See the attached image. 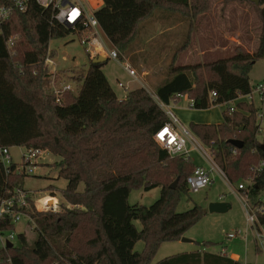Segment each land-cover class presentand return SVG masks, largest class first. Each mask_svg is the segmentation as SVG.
I'll return each mask as SVG.
<instances>
[{"label": "trees", "instance_id": "1", "mask_svg": "<svg viewBox=\"0 0 264 264\" xmlns=\"http://www.w3.org/2000/svg\"><path fill=\"white\" fill-rule=\"evenodd\" d=\"M210 1L93 0L92 5L111 44L126 52L145 30L139 31L140 22L156 9L170 12L165 16L174 13L190 20L207 10ZM255 6L261 27L254 51L238 46L227 58L175 67L155 88V95L169 104L180 99L176 98L179 93L192 100L191 107L205 109L229 104L251 92L249 72L256 60L264 58V0ZM70 31L51 23L49 11L32 1L25 11L14 12L0 24V148H39L59 157L52 166L57 178L66 181L61 196L76 207L45 213L36 211L29 200L25 211L37 224L36 237L29 245L20 233L19 246L0 247V264H150L162 242L179 240L206 213L197 204L176 211L180 193L188 192L186 178L196 165L190 157L168 156L154 140L167 117L144 87L129 90L122 99L116 96L102 70L108 59L97 64L89 60L76 93L64 89L56 100L44 83L49 75L45 58L47 54L54 57L48 49L50 40ZM9 36L14 41L11 48L5 42ZM200 70L205 71L204 76L198 74ZM236 108L248 115L225 109L221 124L190 122L188 126L213 152L229 182H239L252 169L253 183L247 194L255 206H261L257 216L264 224V199L258 197L264 190V152L260 148L264 134L259 141L253 104L238 102ZM233 138L242 141L241 148L228 142ZM24 177L15 173V164L6 171L0 162V197L22 187ZM176 178L177 185L171 188ZM138 187H159L160 196L149 206L129 204V192ZM47 189L54 196L53 185ZM135 220L141 223L140 229ZM13 229L9 219L0 220L1 232ZM80 231L90 234L84 242L93 249L91 253L78 248ZM139 240L144 243L140 252L134 250ZM203 244L213 245L210 241ZM155 264L246 263L230 258L222 248L218 253L204 249L180 252Z\"/></svg>", "mask_w": 264, "mask_h": 264}, {"label": "rangeland", "instance_id": "2", "mask_svg": "<svg viewBox=\"0 0 264 264\" xmlns=\"http://www.w3.org/2000/svg\"><path fill=\"white\" fill-rule=\"evenodd\" d=\"M88 2L93 7V0ZM257 9L258 6L245 0H211L207 10L190 20L174 13L165 16L170 12L156 9L149 18L139 24V27L142 26L139 28L141 31L143 27L152 23L151 27H148L150 31L139 32L126 52H121L118 49L121 57L131 63L137 75L135 81L138 83L132 82L130 87H144L148 92L154 94L155 88L172 75V70L175 67L205 65L216 59L227 58L234 53V49L238 46L246 52L254 51L258 44L261 27ZM48 49L52 51L54 57H51L52 63L49 65L52 70L48 75L49 79L47 76L44 81L46 89L49 91L58 90L65 84H71V92L75 94L90 60L82 42L76 36L66 35L50 40ZM102 70L107 75L117 96L123 98L127 92L126 82L129 79L127 73L118 63L110 59L103 64ZM198 74L204 76L205 71L200 70ZM263 76L264 58L256 60L252 65L249 79L254 84ZM118 80L123 83L125 88L118 87ZM253 96L255 106L260 107V112L264 114V100L259 101L255 92H253ZM223 105L226 107V104ZM186 127L203 149L197 150L192 142H186L191 163L209 168L211 162V165L222 171L209 147L205 146L188 125ZM261 139L262 137L258 136V140L261 141ZM23 149L22 146L10 148L11 156L18 163L19 155ZM57 160L59 157L45 151L41 159L38 160L34 171L22 180V188L31 192L29 200L34 203L36 211L48 213L57 212L61 210V207L76 208L61 196V190L65 187L66 181L62 177L57 178V169L52 166V163ZM251 171L252 169L239 182H229L227 178L225 179L213 170L211 172L213 180L207 188L197 193L181 192L176 204V211L182 212L197 204L205 209L206 213L182 236L193 242H184L181 239L162 242L150 264H155L164 257L180 252L202 249L219 251L222 248H225L228 254L237 253L243 263L264 264V257L260 254L255 255L252 233L250 231L246 235L244 233L246 222L241 199L245 191H239L238 184L248 185L252 177ZM49 184L54 186V196L47 189ZM82 188L83 183H80L78 189ZM159 196V187L150 190H144L143 187L133 188L129 192L128 203L149 206ZM258 197L264 198V190ZM219 200L230 205L227 211L209 212L208 203ZM134 224L138 229L141 228L139 221L135 220ZM36 227L34 219L29 222L25 217H22L15 224L14 238L9 241L14 246H19L18 234L24 233L28 244L32 245L36 237ZM235 230H239V234L235 238L228 239L226 235ZM10 232L0 233L1 240H6ZM78 236L80 251L85 254L91 253L93 249H90L84 242L90 234L80 231ZM207 241L212 242L213 245L205 246L203 243ZM143 245V241H137L134 250L140 252Z\"/></svg>", "mask_w": 264, "mask_h": 264}, {"label": "built area", "instance_id": "3", "mask_svg": "<svg viewBox=\"0 0 264 264\" xmlns=\"http://www.w3.org/2000/svg\"><path fill=\"white\" fill-rule=\"evenodd\" d=\"M31 1L49 11L51 23L59 24L70 29L69 35L76 36L80 39L90 60L98 56L106 57V59L118 63L131 79L137 80L136 72L131 63L121 57L119 51L111 44L110 40L103 32L94 15V9L88 2L90 0H0V24L4 23L14 12L25 11ZM5 42L7 47L11 48L14 41L12 37L9 36L6 38ZM45 63L48 71L50 70L49 73H51L52 70L49 68V65L52 61L48 54L45 58ZM117 85L119 87H124L121 82H118ZM64 89H71V84H65L58 90H52L57 96V101L59 100L58 95ZM253 92L256 93L259 101L262 102L264 100V76L254 84L251 92L240 95L244 97V103L252 104L254 102ZM149 93L167 117V121L154 135V140L162 149L166 150V154L168 156L181 155L185 159H188L189 150L186 147L187 141L192 142L195 149H202L201 145L191 135L188 128L179 120L170 105L162 102L155 93ZM211 94L215 95V92ZM240 96L229 104H226L225 109L228 111L237 109L236 104ZM177 97L181 99L186 97V95L178 93L176 95V98ZM188 103L191 106L192 100L188 99ZM255 118L257 123L256 135L262 136L264 134V114L260 112V110H257L255 112ZM44 153L45 150L39 148L32 149L24 147L19 155L18 163L11 156L10 147H3L0 148V162L6 171L9 165L13 163L15 164V173L28 176L34 171L35 167H37L38 160L41 159ZM210 166L211 167L206 168L203 165H197L192 173L187 176L186 184L189 193H197L207 188L212 183L213 177L211 172L213 170L217 171L226 179L224 173L218 170L217 167L211 165V162ZM252 183L253 179H250L248 185H243L242 183L238 184V190L245 191L241 199L246 222L244 233L249 231L252 233L254 244L258 252L264 257V224L259 222L257 216L258 212H261L262 209L259 205L255 206L247 194L249 191L248 186ZM30 194L31 192L29 190L16 186L8 191V195L0 197V220L7 218L10 220V223L14 225V229L10 230L11 232L6 240L3 241L0 238L1 247H4L7 241L14 238L15 224L19 222L22 217L32 222V217L25 211V209L29 207ZM260 199L264 198L262 197ZM0 233L2 232L0 231ZM238 234L239 230H235L228 233L226 237L232 239Z\"/></svg>", "mask_w": 264, "mask_h": 264}, {"label": "crops", "instance_id": "4", "mask_svg": "<svg viewBox=\"0 0 264 264\" xmlns=\"http://www.w3.org/2000/svg\"><path fill=\"white\" fill-rule=\"evenodd\" d=\"M152 23H149L147 27H145V32L147 31H150V29L148 27H151ZM162 33V32H160ZM249 52V51H247ZM107 77V75H106ZM129 79L127 80L126 82V85H127V92L133 88H136V87H140V86H133V87H130L131 83H138V81L136 82L135 80L131 79L130 77H128ZM108 79V77H107ZM261 79V78H260ZM260 79H258L256 82H258ZM250 80V79H249ZM109 81V80H108ZM118 82H121V81H117ZM255 82V83H256ZM122 83V82H121ZM251 83V82H250ZM254 83V84H255ZM254 84L251 83L252 86H254ZM119 87V86H118ZM123 88V87H122ZM125 88V87H124ZM114 90V89H113ZM115 92V91H114ZM126 92V93H127ZM116 94V92H115ZM126 95V94H125ZM124 95V97H125ZM117 96V94H116ZM118 97V96H117ZM123 97V98H124ZM119 99H122L120 97H118ZM238 102H243L244 101V97L240 96L239 99L237 100ZM254 108H256V111L257 110H260V107H256L254 102L252 103ZM170 107L172 108V110L174 111V113L177 115V117L179 118V120L186 126V125H189L190 122H193V123H198V124H211V125H218V124H221L223 122V111L225 109V106L223 104H216V105H212L208 108H205V109H197V108H193L189 105L188 103V99L186 97H183L181 99H179L178 101L176 102H171L169 103ZM238 111H240L241 113H243L244 115H248V112H246L245 110H241L239 108H237ZM258 137V136H257ZM262 137V136H261ZM58 161V160H57ZM200 165V164H199ZM197 166V165H196ZM228 181V180H227ZM54 187V186H53ZM219 201H223V200H219ZM225 202V201H224ZM247 233V232H246ZM245 233V234H246ZM245 237V236H244ZM252 240H253V236H252ZM253 244H254V241H253ZM203 250V249H202ZM210 251V250H208ZM221 250L219 251H210V252H221ZM226 251V250H225ZM254 251H255V255H258L260 254L258 252V249L256 248V246L254 245ZM227 253V251H226ZM227 255L234 259V260H238V261H241V258L240 256L237 254V253H231V254H228ZM260 256H262L260 254ZM242 262V261H241ZM246 264H251V263H246Z\"/></svg>", "mask_w": 264, "mask_h": 264}, {"label": "water", "instance_id": "5", "mask_svg": "<svg viewBox=\"0 0 264 264\" xmlns=\"http://www.w3.org/2000/svg\"><path fill=\"white\" fill-rule=\"evenodd\" d=\"M238 1H242V0H238ZM248 2L250 3H253L255 5H259L260 1L261 0H247ZM91 61L93 63H101V62H104L106 61V57H103V56H98L96 58H93L91 59ZM228 142L234 146L235 148H241L243 143L241 140L239 139H229ZM260 148L261 150L264 152V143H261L260 145ZM178 179L176 178L171 184H170V187L171 188H175V185L177 183ZM230 207V205L224 201H211L208 203V211L209 212H216V213H221V212H225L227 211V209ZM181 241H184V242H193L191 239H188V238H185V237H181L180 238ZM6 247H12L13 244L10 242V241H7L6 242Z\"/></svg>", "mask_w": 264, "mask_h": 264}, {"label": "flooded vegetation", "instance_id": "6", "mask_svg": "<svg viewBox=\"0 0 264 264\" xmlns=\"http://www.w3.org/2000/svg\"><path fill=\"white\" fill-rule=\"evenodd\" d=\"M166 151V150H165Z\"/></svg>", "mask_w": 264, "mask_h": 264}]
</instances>
